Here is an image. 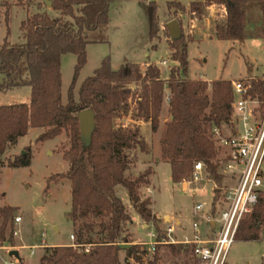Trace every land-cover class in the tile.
<instances>
[{
  "label": "trees",
  "instance_id": "obj_1",
  "mask_svg": "<svg viewBox=\"0 0 264 264\" xmlns=\"http://www.w3.org/2000/svg\"><path fill=\"white\" fill-rule=\"evenodd\" d=\"M49 1L50 10L58 13V17L37 12L20 24L21 43L9 45L5 42L0 46V94L24 87L30 90L28 104L0 106V157L30 129L43 130L37 143L62 134L68 138L69 147L62 153L68 170L59 177L70 182V210L66 217L73 225L78 224L77 243L45 248L40 264H140L144 252H139V246L129 241L127 225L132 221L116 188L122 187L127 192L136 214L146 225H153L159 235V219L151 212V201L142 199L139 192L142 186L148 185L150 171H144L135 179L126 175L130 166L127 152L137 147L145 151L146 144L139 137V128L128 129L115 123L130 116L150 123L152 133L156 132L161 124L167 91L168 120L159 140L160 157L170 167L172 183L187 182L193 174V166L201 163L219 184L221 176L217 173L214 132L231 123L230 82L188 78L187 42L180 27V40H172L168 46L171 59L178 67L170 71L166 80L161 79L155 64L145 65L142 71L140 64L128 63L112 71L109 58H104L99 68L75 92L77 76L86 64L87 46L109 43V12L114 0ZM141 1L148 5V39L152 42L158 26L157 5L154 0ZM166 4L168 9L175 6L184 11L179 3ZM214 5L223 6L225 13V22L216 34L217 40L233 42L246 39L247 9L257 6L264 10V0H202L192 2L190 8L192 13L201 16L205 7ZM64 54L76 57L65 103L62 102L60 63ZM254 87L262 93L260 83L254 82ZM86 110H91L95 116L89 146L80 140L78 121V114ZM30 164L31 154L26 151L8 161L7 167L27 168ZM18 213V208L0 207V244L13 243V221ZM240 223L234 240H261L264 198ZM160 246H156L148 264H159L157 251ZM166 246L172 256L184 253L190 255L192 264H196L191 246ZM122 252L123 261L120 260Z\"/></svg>",
  "mask_w": 264,
  "mask_h": 264
},
{
  "label": "rangeland",
  "instance_id": "obj_2",
  "mask_svg": "<svg viewBox=\"0 0 264 264\" xmlns=\"http://www.w3.org/2000/svg\"><path fill=\"white\" fill-rule=\"evenodd\" d=\"M154 1L157 5L158 26L156 38L150 42L147 2L114 0L109 12V43L87 46L86 64L77 76L75 92L80 84L99 68L104 58H109L112 71H117L128 63L141 64L142 71L145 65L155 64L159 72H162L161 79L168 78L170 71L178 67V64L171 59L168 48L172 40L168 37L166 26L171 21L179 24L182 36L187 42L188 78L208 82L224 79L231 82L260 77L264 74V10L257 6L247 9L246 39L233 42L217 40L216 37L219 28L225 22L224 8L221 5L205 7L201 16H198L191 12L190 4L202 0ZM39 2L41 1L0 0V46L5 42L9 45L21 43L23 40L19 30L20 24L33 14L46 12L52 18L58 17V13L47 9ZM167 2L181 4L184 11L181 12L175 6L168 9ZM6 11L7 23H5ZM162 61L167 62L166 67L160 65ZM60 63L62 102L65 103L74 76L76 57L73 54H64ZM131 89L135 88L131 86ZM29 94L30 90L27 87L2 93L0 106L25 104L29 101ZM166 105L164 102L163 109H167ZM167 120V111L163 110L160 116L162 124L153 133L150 123L143 125L146 122L130 116L122 118L120 123L116 121L115 124H122L128 129L139 128V137L146 144L145 151L137 147L127 152L130 166L126 175L135 179L144 171H150L148 185L142 186L139 192L142 199H150L151 212L159 219L158 236L166 238L167 229L173 228L174 233L171 237L175 242H182L185 239L190 241L193 232L192 223L196 221L193 206L203 204L205 208L201 215L204 216L209 210V205H214L218 190L214 189L215 182L212 178L205 181L204 185L197 184L190 178L184 186L192 190L189 192H185L181 184L172 183L170 167L160 157L159 138ZM42 132L41 129H30L16 145L7 147L0 157L2 166L0 207L18 208L20 213L16 217L21 219L18 224L13 221V243L0 244V264L8 261L14 264H40L45 248L72 246L77 243L78 224L73 225L66 217L70 210V182L59 177L68 170V164L62 159L63 151L69 147L68 138L62 134L53 140L37 143L36 139ZM227 132L228 128L221 127L222 134ZM26 151L31 154L29 167L18 169L7 167L8 161H12ZM218 174L221 176L220 173ZM224 183L221 176L220 183L215 185L220 188ZM145 188H149L151 193L146 194ZM116 192L131 217L132 223L127 225L129 241L139 246V252H144L140 264H148L154 254L150 250L148 234L155 233L154 227L151 224L146 225V222L136 214L129 202L127 192L122 187L116 188ZM206 216L208 217L209 214ZM142 223L149 229H144ZM199 224L201 238L207 240L210 236L209 225L205 224L203 219H200ZM70 236L73 237V241L70 240ZM260 236L261 240L254 242L235 240L228 251L227 264H264V228L261 229ZM173 244L178 245V243ZM34 245L42 248L34 250V254L31 255L30 248ZM12 250L18 252V259L8 257V252ZM157 256L160 259L159 264H192L190 255L185 256L181 253L172 256L166 245L158 248ZM123 257L122 252L120 260L123 261Z\"/></svg>",
  "mask_w": 264,
  "mask_h": 264
},
{
  "label": "built area",
  "instance_id": "obj_3",
  "mask_svg": "<svg viewBox=\"0 0 264 264\" xmlns=\"http://www.w3.org/2000/svg\"><path fill=\"white\" fill-rule=\"evenodd\" d=\"M167 66L166 61L160 63ZM254 82L263 87L262 93L255 91ZM232 92V115L227 134L221 129L214 132L216 141L218 170L225 183L214 189L218 192L214 205L203 216V204L193 206L192 239L175 242L172 239L173 228L167 229L166 238L157 233H149L150 250L154 253L157 245L179 243L191 246V255L196 264H227V254L234 243L235 236L240 228V222L248 217L255 209L258 201L264 198V74L260 77L244 78L230 82ZM263 96V98H262ZM191 178L197 184H205L210 180L201 163L193 166ZM206 179V180H205ZM183 190L185 182L181 183ZM213 189V190H214ZM212 190V193H213ZM150 194L149 188L144 189ZM209 216L207 217L206 215ZM200 219L209 225L210 236L202 240L199 231ZM21 219L15 217L14 223ZM213 224V226L211 225ZM73 241V237H69ZM168 239V240H167ZM42 246H32L34 250ZM4 264H14L11 261Z\"/></svg>",
  "mask_w": 264,
  "mask_h": 264
},
{
  "label": "water",
  "instance_id": "obj_4",
  "mask_svg": "<svg viewBox=\"0 0 264 264\" xmlns=\"http://www.w3.org/2000/svg\"><path fill=\"white\" fill-rule=\"evenodd\" d=\"M42 4L51 9V2L49 0H40ZM168 37L171 40H180L181 29L176 21H171L166 26ZM80 140L85 146H89L91 136L95 128V116L91 110H86L78 114ZM213 226V224H211ZM9 258L18 259V252L15 250L8 252Z\"/></svg>",
  "mask_w": 264,
  "mask_h": 264
},
{
  "label": "crops",
  "instance_id": "obj_5",
  "mask_svg": "<svg viewBox=\"0 0 264 264\" xmlns=\"http://www.w3.org/2000/svg\"><path fill=\"white\" fill-rule=\"evenodd\" d=\"M185 6V5H184ZM188 6V5H187ZM223 7V6H222ZM141 65V64H140ZM141 67H143L142 65H141ZM162 73V72H161ZM167 79V77H165V78H162V80H166ZM208 82V81H207ZM167 101H168V92L166 91L165 92V94H164V100H163V103L165 102L166 104H167ZM29 102V101H28ZM28 102L27 103H25V104H28ZM14 105V104H13ZM163 105V104H162ZM167 106V105H166ZM163 110H166L167 111V115H168V107H167V109L165 108V109H163V107H162V111H161V114H162V112H163ZM161 116V115H160ZM144 124H149V123H143V125ZM162 124V123H161ZM142 127V126H141ZM140 131H141V128H140ZM20 140V139H19ZM154 215V214H153ZM154 216H156V214L154 215ZM156 218H158L157 216H156ZM164 219H166V217L164 218ZM170 220V219H169ZM142 222V221H141ZM178 222H176V224H177ZM142 225H143V228L145 229V228H147V229H149L146 225H144L143 223H142ZM173 233H174V230H173ZM192 234H193V232H192ZM178 245H182V244H179L178 243Z\"/></svg>",
  "mask_w": 264,
  "mask_h": 264
}]
</instances>
